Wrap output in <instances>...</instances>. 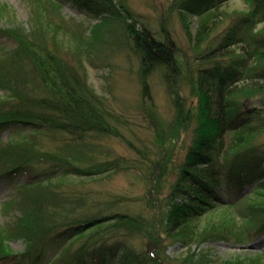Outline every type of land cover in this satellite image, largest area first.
<instances>
[{"label": "trees", "instance_id": "trees-1", "mask_svg": "<svg viewBox=\"0 0 264 264\" xmlns=\"http://www.w3.org/2000/svg\"><path fill=\"white\" fill-rule=\"evenodd\" d=\"M99 1L116 7L114 0ZM175 1L186 24V14L199 18L195 34L188 31L199 63L197 126L175 181L149 218L121 209L134 199L99 198L81 188L95 176L139 166L122 158L100 161L86 142L77 143L119 131L103 98L49 48L51 32L60 27L51 10L58 8L55 2L49 8L40 1L32 15L38 22L28 32L0 29V36L18 44L0 51V134L26 126L36 134L65 135L54 150H44L36 134L0 147V178L37 172L4 205L8 221L0 225V261L40 264L53 250L52 264H108L110 256H120L118 264H264V251L230 259L198 251L206 243L246 245L264 235V0H243L242 9L220 13L214 7L196 10L203 1L202 7L220 0ZM224 22L225 33L212 39ZM256 22L263 27L236 45L242 30ZM127 32L143 70L163 69L174 83L180 67L173 38L130 22ZM248 102L257 107L247 108ZM68 175L76 178L68 183ZM255 181L261 182L245 193ZM134 237L143 240L142 250L131 245ZM19 239L26 246L16 253L10 244ZM170 244L180 245L181 253L171 256Z\"/></svg>", "mask_w": 264, "mask_h": 264}, {"label": "rangeland", "instance_id": "rangeland-1", "mask_svg": "<svg viewBox=\"0 0 264 264\" xmlns=\"http://www.w3.org/2000/svg\"><path fill=\"white\" fill-rule=\"evenodd\" d=\"M40 1L43 6L48 4L50 8L52 5L49 3L51 0H0V29H15L16 32L32 30L38 22L33 20L32 15L35 11L39 13L36 7ZM52 1L58 6L51 10L60 27L54 29L53 33L50 30L55 38L49 41V48L55 55L69 60L97 95L103 98L110 111L109 117L119 131L118 135L91 134L77 143L86 142V146L91 147V154L100 161L122 158L131 162L132 166H139V169L129 168L95 176L85 180L88 183L81 188L99 198L123 196L128 200L134 199L121 209L135 216L155 215L170 182L175 181L180 164L193 144L197 126L196 70L199 63L188 31L195 34L198 18L186 14L190 22L186 24L175 0H114V8L106 7L99 0ZM211 7L220 9V13L242 9L245 2L220 0ZM115 10L121 16L115 15ZM128 22L138 24L141 28L147 26L161 38L167 34L173 38L180 67L174 83L167 78L163 69L149 73L143 70L141 57L128 37ZM224 23L213 33L212 39L225 33L228 22ZM262 27L263 24L258 22L247 26L241 34L242 39L245 37L246 41L248 35ZM93 44L95 47H92ZM17 46L15 40L0 36V51L16 49ZM0 98L4 99L2 92ZM250 107L257 105L248 102L247 108ZM34 134L36 132L30 127L11 128L0 134V147ZM36 135L44 150H54L65 142L62 140L65 135L61 134ZM138 149H141V155ZM36 173H31L32 177L12 174L0 178V225L8 221L4 214L5 203L16 199ZM146 174L152 175V179H147ZM64 178L71 183L76 177L68 175ZM39 179L43 180V177ZM252 187L246 186L245 193L251 191ZM143 244V240L138 237L131 240V245L138 250H142ZM248 244L254 248L240 249L232 243L218 242L206 243L198 251L205 250L221 259L252 257L264 251V236ZM10 245L16 253L23 252L26 246L21 239L11 241ZM53 252H47L40 264H52ZM168 252L173 257L181 253L180 245L170 244ZM119 259L120 256H110L108 264H118ZM16 261L7 259L0 261V264H17Z\"/></svg>", "mask_w": 264, "mask_h": 264}, {"label": "bare ground", "instance_id": "bare-ground-1", "mask_svg": "<svg viewBox=\"0 0 264 264\" xmlns=\"http://www.w3.org/2000/svg\"><path fill=\"white\" fill-rule=\"evenodd\" d=\"M204 2H206V1H203V2H201L197 7H196V10H204V9H207L208 7H211L212 5H210V4H208L207 6H203L202 7V4L204 3ZM192 16H195L196 18H198V16H196V15H194V14H191ZM199 19V18H198ZM197 19V20H198ZM249 36V35H248ZM238 39L239 40H242V36L239 34V36H238ZM243 39H245V37L243 38Z\"/></svg>", "mask_w": 264, "mask_h": 264}, {"label": "water", "instance_id": "water-1", "mask_svg": "<svg viewBox=\"0 0 264 264\" xmlns=\"http://www.w3.org/2000/svg\"><path fill=\"white\" fill-rule=\"evenodd\" d=\"M240 248H249V247H244V246H243V247H240Z\"/></svg>", "mask_w": 264, "mask_h": 264}]
</instances>
